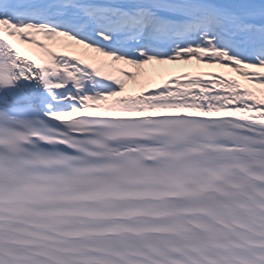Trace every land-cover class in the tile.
Segmentation results:
<instances>
[{"label": "snow or ice", "instance_id": "snow-or-ice-1", "mask_svg": "<svg viewBox=\"0 0 264 264\" xmlns=\"http://www.w3.org/2000/svg\"><path fill=\"white\" fill-rule=\"evenodd\" d=\"M0 264H264V0H0Z\"/></svg>", "mask_w": 264, "mask_h": 264}]
</instances>
